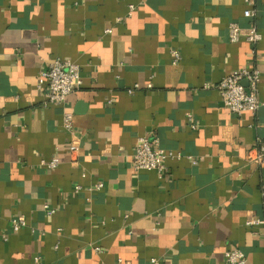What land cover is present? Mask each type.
I'll use <instances>...</instances> for the list:
<instances>
[{
    "label": "crops",
    "instance_id": "obj_1",
    "mask_svg": "<svg viewBox=\"0 0 264 264\" xmlns=\"http://www.w3.org/2000/svg\"><path fill=\"white\" fill-rule=\"evenodd\" d=\"M230 24L260 42H230ZM55 59L81 72L75 155L38 83ZM242 70L261 108L238 117L217 86ZM140 137L173 155L162 178L133 170ZM260 143L264 0H0V264H228L235 248L264 264Z\"/></svg>",
    "mask_w": 264,
    "mask_h": 264
},
{
    "label": "built area",
    "instance_id": "obj_2",
    "mask_svg": "<svg viewBox=\"0 0 264 264\" xmlns=\"http://www.w3.org/2000/svg\"><path fill=\"white\" fill-rule=\"evenodd\" d=\"M254 13L250 10L245 12L246 18H251ZM262 36L256 27L242 29L237 24H230L229 26V39L232 43H237L240 40H246L252 45L260 42ZM174 61L177 62L180 58L177 52H173ZM80 68L78 65L71 61L55 59L45 66L39 75V87L45 89L46 100L48 104L60 106L63 111V128L70 137L69 151L71 155H75L79 148V139L76 137L74 127V115L67 110V100L71 94L79 90L82 86ZM259 80L260 74L257 70H242L231 73L221 80L217 86L224 105L228 111L236 116L250 113L255 115L261 108L258 99L259 93ZM243 82H247L248 86L245 87ZM151 88V86H149ZM136 88L129 90L132 94ZM193 130L196 129L192 125ZM258 152L255 156H250L249 160L259 165L264 163V143H260ZM171 153H167L160 148L157 140H148L147 138L140 137L137 139L134 152L132 156V167L135 172L141 171H155L160 178L164 176L167 171L166 161L171 157ZM173 156V155H172ZM196 164V161L193 160ZM42 166L48 170H55L59 166V161L54 159L52 161L42 162ZM102 185H97L89 191H98L102 189ZM81 188L77 187L75 192ZM48 214H53L54 211L46 207ZM261 224L257 220L248 222V225ZM27 226L26 219L23 216L12 219V228L15 232ZM96 251H98L96 249ZM225 259L228 264H246L245 254L235 248L225 253ZM35 262L39 264V259L36 258ZM113 264H130L122 259H119Z\"/></svg>",
    "mask_w": 264,
    "mask_h": 264
},
{
    "label": "water",
    "instance_id": "obj_3",
    "mask_svg": "<svg viewBox=\"0 0 264 264\" xmlns=\"http://www.w3.org/2000/svg\"><path fill=\"white\" fill-rule=\"evenodd\" d=\"M243 85H244L245 87H247V86H248V83H247V82H243Z\"/></svg>",
    "mask_w": 264,
    "mask_h": 264
}]
</instances>
